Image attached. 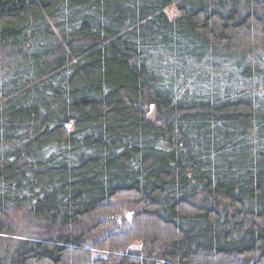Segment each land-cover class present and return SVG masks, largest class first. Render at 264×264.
<instances>
[{
	"label": "trees",
	"instance_id": "16d2710c",
	"mask_svg": "<svg viewBox=\"0 0 264 264\" xmlns=\"http://www.w3.org/2000/svg\"><path fill=\"white\" fill-rule=\"evenodd\" d=\"M0 235V264H264V0H0Z\"/></svg>",
	"mask_w": 264,
	"mask_h": 264
},
{
	"label": "rangeland",
	"instance_id": "374dc122",
	"mask_svg": "<svg viewBox=\"0 0 264 264\" xmlns=\"http://www.w3.org/2000/svg\"><path fill=\"white\" fill-rule=\"evenodd\" d=\"M168 12H169V15H172L173 13L176 12V9H175V6L174 5H171L169 6L168 8ZM122 211H124V214L130 219L131 218V213L130 211L127 209V207L124 205V204H120L119 206H117V209L115 211V214L116 215H119V213H121ZM13 221H14V225H13V228L11 231H16V230H23L24 231V227H26V222L25 220H21V217L20 215H18V217H13L12 218ZM14 237L15 236H20V235H13ZM6 236H1L0 235V257L2 256L3 252L1 251V248L4 249L6 246H7V242L6 239H5ZM97 253H100V255H105V252L102 250H97Z\"/></svg>",
	"mask_w": 264,
	"mask_h": 264
},
{
	"label": "water",
	"instance_id": "95a60500",
	"mask_svg": "<svg viewBox=\"0 0 264 264\" xmlns=\"http://www.w3.org/2000/svg\"><path fill=\"white\" fill-rule=\"evenodd\" d=\"M100 258H101V259H105L106 256H105V255H100Z\"/></svg>",
	"mask_w": 264,
	"mask_h": 264
}]
</instances>
